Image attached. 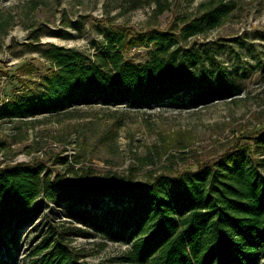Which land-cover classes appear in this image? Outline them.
<instances>
[{
	"label": "trees",
	"instance_id": "1",
	"mask_svg": "<svg viewBox=\"0 0 264 264\" xmlns=\"http://www.w3.org/2000/svg\"><path fill=\"white\" fill-rule=\"evenodd\" d=\"M232 9L231 1L206 0L195 16L170 29H108L92 55L43 43L49 70L26 95L7 98L0 118L59 114L95 103L143 108L235 95L239 85L210 80L198 70L209 58L203 46L184 47ZM137 47L146 49L143 61L126 56ZM55 162L67 164L62 157ZM261 166L264 126L195 168L141 180L118 177L99 184L71 164L66 171L77 175L73 179L37 161L0 166V264H14L20 230L32 222L37 200L54 203V213L84 227L49 222L22 264H86L70 246L71 236L125 244L112 264H264Z\"/></svg>",
	"mask_w": 264,
	"mask_h": 264
},
{
	"label": "rangeland",
	"instance_id": "2",
	"mask_svg": "<svg viewBox=\"0 0 264 264\" xmlns=\"http://www.w3.org/2000/svg\"><path fill=\"white\" fill-rule=\"evenodd\" d=\"M204 1L0 0V105L12 95L32 91L38 77L49 70L43 43L92 55L108 29H170L184 17L195 16ZM224 1L232 2L231 12L184 47L203 46L209 58L198 70L210 80L239 85V93L177 106L95 103L59 114L0 118V166L37 161L52 174L73 179L77 175L66 171L71 164L100 184L195 168L244 143L264 126V0ZM126 56L143 61L147 53L137 47ZM56 157L67 164L55 162ZM260 171L264 174V166ZM54 208V203L41 200L32 204L36 211L20 230L14 264L27 261L49 222L84 227L59 217ZM70 246L86 264H112L126 245L100 236H71Z\"/></svg>",
	"mask_w": 264,
	"mask_h": 264
}]
</instances>
